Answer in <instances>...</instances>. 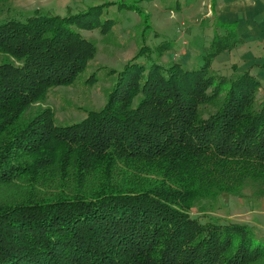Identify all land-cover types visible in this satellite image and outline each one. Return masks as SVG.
<instances>
[{
    "label": "trees",
    "instance_id": "1",
    "mask_svg": "<svg viewBox=\"0 0 264 264\" xmlns=\"http://www.w3.org/2000/svg\"><path fill=\"white\" fill-rule=\"evenodd\" d=\"M96 11L0 0V189L22 190L0 199V264H264L263 235L214 213L264 197V88L210 68L237 35L216 22L228 31L189 66L140 48L101 108L59 124L44 101L95 56L74 23Z\"/></svg>",
    "mask_w": 264,
    "mask_h": 264
},
{
    "label": "rangeland",
    "instance_id": "2",
    "mask_svg": "<svg viewBox=\"0 0 264 264\" xmlns=\"http://www.w3.org/2000/svg\"><path fill=\"white\" fill-rule=\"evenodd\" d=\"M123 1L126 4L118 3L121 0H11L14 8L28 14L41 11L66 16L97 8L94 15L84 17L86 23H74L83 37L95 43V56L70 85L50 89L44 101L52 108L57 123L79 121L89 110L101 108L116 80L114 71L121 70L140 48L142 55L146 53V58L159 63L179 60L189 66L192 62L184 58L185 50H190L193 60L202 55L199 61H203L206 50L202 48L209 46L215 29L211 6L208 9L202 0ZM228 69L216 70L228 74ZM261 93L262 88L256 96ZM21 191L16 185L1 188L0 199L19 197ZM214 213L224 221L253 225L264 237V197H253L250 190L244 196L223 197Z\"/></svg>",
    "mask_w": 264,
    "mask_h": 264
},
{
    "label": "crops",
    "instance_id": "3",
    "mask_svg": "<svg viewBox=\"0 0 264 264\" xmlns=\"http://www.w3.org/2000/svg\"><path fill=\"white\" fill-rule=\"evenodd\" d=\"M210 6L215 14V29L211 39L228 31L216 22L230 25L237 35V41L230 49L219 52L210 59V68L218 72L216 69L229 67L228 74L233 71H248L258 78L264 88V0H211ZM211 7L207 5L208 9ZM202 50H206L205 45ZM185 52L184 58L191 64L198 62L202 56L199 54L193 60L190 50ZM214 66L217 68H212Z\"/></svg>",
    "mask_w": 264,
    "mask_h": 264
},
{
    "label": "built area",
    "instance_id": "4",
    "mask_svg": "<svg viewBox=\"0 0 264 264\" xmlns=\"http://www.w3.org/2000/svg\"><path fill=\"white\" fill-rule=\"evenodd\" d=\"M210 1H211V0H202V3H203L204 5H208V7H210Z\"/></svg>",
    "mask_w": 264,
    "mask_h": 264
}]
</instances>
